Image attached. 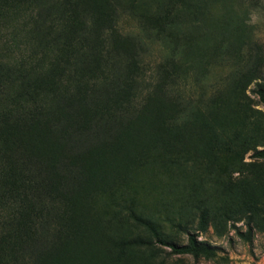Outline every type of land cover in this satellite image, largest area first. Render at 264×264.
<instances>
[{"label":"rangeland","instance_id":"rangeland-1","mask_svg":"<svg viewBox=\"0 0 264 264\" xmlns=\"http://www.w3.org/2000/svg\"><path fill=\"white\" fill-rule=\"evenodd\" d=\"M257 86L264 0H0V151L61 143L73 115L145 117L107 173L53 195L68 264H264ZM189 233L209 257L158 241Z\"/></svg>","mask_w":264,"mask_h":264},{"label":"trees","instance_id":"trees-1","mask_svg":"<svg viewBox=\"0 0 264 264\" xmlns=\"http://www.w3.org/2000/svg\"><path fill=\"white\" fill-rule=\"evenodd\" d=\"M254 91L264 104V88L257 86ZM111 113L98 112L92 121L82 122L80 115L65 117L63 127L58 128L61 143L42 140L34 151L23 142L1 147L0 182L4 187L0 188V264L69 263L65 261L64 248L49 239L55 213L52 198L66 190L81 189L89 177L100 178L102 172L107 173L106 161L111 153H127L132 127L141 125L144 117L127 120ZM252 155L264 158V146ZM158 241L174 253L188 252L194 258L209 257L211 253L207 242L197 240L192 233L184 245ZM22 253L26 263L19 262Z\"/></svg>","mask_w":264,"mask_h":264},{"label":"bare ground","instance_id":"bare-ground-1","mask_svg":"<svg viewBox=\"0 0 264 264\" xmlns=\"http://www.w3.org/2000/svg\"><path fill=\"white\" fill-rule=\"evenodd\" d=\"M115 47H116V46H115ZM144 118H145V117H144ZM139 119H140V118H139ZM139 119H138V120H139ZM59 121H60V120H59ZM142 121H143V120H142ZM139 122H140V121H139ZM37 124H38V123H37ZM39 130H40V129H39ZM37 131H38V130H37ZM13 132H14V131H13ZM15 132H16V131H15ZM39 132H40V131H39ZM29 133H30V132H29ZM48 133H49V132H48ZM125 133H126V132H125ZM24 136H25V135H24ZM24 136H23V137H24ZM43 137H44V136H43ZM40 139H41V138H40ZM48 139H49V138H48ZM34 141H35V140H34ZM25 142H26V141H25ZM43 142H44V140H43ZM52 142H53V141H52ZM38 144H39V143H38ZM44 144H45V143H44ZM47 144H49V143H47ZM52 144H54V143H52ZM41 145H42V144H41ZM39 146H40V145H39ZM47 146H48V145H47ZM58 147H59V146H58ZM42 149H43V147H42ZM122 149H123V148H122ZM122 149H121V150H122ZM47 150H48V149H47ZM49 150H52V149H49ZM57 150H58V149H57ZM57 150H55V151H57ZM33 151H34V149H33ZM52 151H53V150H52ZM52 151H51V155H52ZM55 151H54V152H55ZM35 152H36V151H35ZM120 153H121V152H120ZM120 153H119V154H120ZM55 155H56V154H55ZM44 157H45V156H44ZM90 157H91V156H90ZM78 158H79V157H78ZM87 158H88V157H86V159H87ZM55 159H56V157H55ZM88 159H89V158H88ZM76 162H77V161H76ZM106 162H107V161H106ZM70 173H71V172H70Z\"/></svg>","mask_w":264,"mask_h":264}]
</instances>
